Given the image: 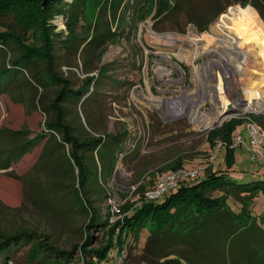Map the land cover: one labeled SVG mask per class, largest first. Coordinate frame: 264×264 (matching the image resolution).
<instances>
[{
  "label": "rangeland",
  "instance_id": "374dc122",
  "mask_svg": "<svg viewBox=\"0 0 264 264\" xmlns=\"http://www.w3.org/2000/svg\"><path fill=\"white\" fill-rule=\"evenodd\" d=\"M48 1L44 0L43 5L46 6ZM61 1L63 10L67 12L54 15L48 24L52 32L62 36L60 39L64 41L68 35V13L72 10L69 7L74 0ZM157 1L159 2L155 0L147 6L140 0H131V10L127 13L124 9L121 10L117 20L113 12L108 11L106 20L113 32L122 36L118 43L110 41L103 51L98 49L94 52V48H90L82 53V50L69 49L65 46L67 44L56 41L57 71L70 78L76 88L83 86L86 77H97L102 72L98 86L92 89L88 97H84L79 104H66L67 119L77 134L85 136L86 132L97 137H121L120 140L115 138L116 142L106 144L101 152L103 162L108 163L115 150L114 146L124 145L119 153L114 177L107 185L103 184L107 197H99L97 194L102 190V185H96L99 188L94 189L93 196L104 212H109L112 208L111 201L117 200L116 204L123 213L120 220H124L127 213L146 201V193L162 175L175 171L170 170V163L184 158L186 167L205 165L215 143L223 140L220 136L212 137L213 130L252 114L264 116V66L263 69L252 68L249 80L242 84L240 77L234 78L232 70L222 65L217 67V62L234 58L235 53L241 51V46H229L221 40L213 45L210 40L214 35L213 27L222 17L233 11H241L244 18L243 30L251 34V39L244 41V50L250 53L251 48V53L260 55L264 62V29L261 26L264 21L261 22L262 18L257 11L251 5L243 8L240 1L236 0H222L219 5L217 0H180L183 7L181 12L161 16L162 11L158 10ZM138 8H142L141 15L137 12ZM28 13L29 7L21 8L17 9V19L14 15L13 19L4 18L10 25L7 30L24 34L22 30L26 25L23 20ZM120 20H125V26ZM30 27L31 25L27 31ZM95 30V19L85 21L82 18L76 26V32L81 38ZM32 31L34 30L30 32ZM200 35L208 37L200 39ZM242 41L243 39H238L239 44ZM197 49L199 55L195 56L192 63H184L177 57L178 53H197ZM240 57L241 60L243 55ZM240 60H237L239 66ZM218 73L226 80L222 81L225 103L231 101L240 104L238 101H246V104L251 103L247 105L250 108L244 109L245 105L235 106L239 113L226 116L220 123L216 120L207 128H199L191 120L189 111L200 110L202 119L205 120L206 116L216 117V113L223 109V101L217 102L214 88L220 84ZM226 84L229 92L226 91ZM208 87L214 90L210 91ZM248 87L256 91V94L247 95L245 91L249 90ZM19 93L15 100L9 95L0 96V130L27 129L32 133L29 137L33 138L43 129L46 116L33 104V100H36L35 92L26 90ZM54 93L55 89L39 91V95L45 94L49 100L54 97ZM242 125L238 124L234 128L233 136L239 133ZM42 148L43 144L36 148L34 154L24 157L7 169H0V228L5 231L36 229L39 234L49 237V243L60 249L70 250L73 245L84 244L81 228L86 221L85 215L79 212L80 209L71 205L63 196L67 184L73 183L70 165L65 161L70 146L60 149L63 155L60 154V158L64 161L54 156L45 165L35 169L34 164ZM225 157L226 151L218 163L212 166L213 170L227 165ZM97 158L98 163L101 162L100 157ZM233 158L236 171L229 174L231 178L248 183L264 173V160H251L241 149L234 151ZM205 176L206 172H202L198 180ZM48 180L55 183L51 184ZM57 181L65 184L57 185L63 193L59 192L56 200L54 198L50 201L51 204H46L39 191L43 187L47 189L49 186H56ZM254 202L253 214L262 219L264 193L259 192ZM98 235L96 248L103 245L104 240L110 239L108 231ZM148 235L149 230L144 229L139 249L135 253L133 250L127 263L126 258L125 261L120 259L121 263H116L122 254L117 247L110 253V257L114 256V259L105 264H136V254L142 251ZM27 249L20 250L16 259L8 264H29ZM0 264L6 263L0 259Z\"/></svg>",
  "mask_w": 264,
  "mask_h": 264
},
{
  "label": "trees",
  "instance_id": "16d2710c",
  "mask_svg": "<svg viewBox=\"0 0 264 264\" xmlns=\"http://www.w3.org/2000/svg\"><path fill=\"white\" fill-rule=\"evenodd\" d=\"M43 1L0 0V96L9 95L15 100L19 92L33 91L36 94L33 104L46 116L43 129L33 138L29 137L32 133L27 129L0 130V169H7L34 154L42 144L41 154L34 164L35 169L54 156L64 161L60 158L63 156L60 149L70 146L65 161L70 165L73 183L67 184L63 193L57 185L65 184L57 181L54 187H43L39 195L48 204L62 192L71 205L80 209L79 212L86 217L81 228L85 242L65 250L49 243V237L39 234L36 229L5 231L0 228V259L8 264L16 259L20 250L28 248L29 264H105L114 259L110 253L119 247L122 254L116 263L120 259L125 261V258L127 263L133 250L135 253L139 249L143 230L148 229L147 241L142 251L136 254V264L264 263V215L259 219L252 210L257 194L264 193V173L248 183L231 178L229 174L236 171L233 158L235 150H226L227 165L224 168L213 170L211 166L205 178L182 183L158 201L144 200L131 214L127 213L124 220L111 222V210L104 212L93 196L94 189L99 188L96 185H102V190L97 194L99 197H107L104 185L114 177L119 153L124 145L114 146L115 150L108 163L103 162L101 152L106 144L116 142L121 137H97L86 132L85 136L77 134L67 119L66 108V104H79L84 97H88L92 89L98 86L102 72L97 77H86L83 86L76 88L70 78L57 71L56 41L67 44L65 46L69 49L82 50V53L90 48H94V52L98 49L103 51L110 41L120 42L122 35L113 32L105 16L108 11L113 12L117 20L121 10L124 9L125 13L131 10V0H74L69 7L72 10L68 13V35L64 41L60 39L62 36L52 32L48 24L54 15L67 12L63 10L62 1L49 0L46 6ZM154 1L140 0L147 6ZM238 1L243 8L251 5L261 16V22L264 21V0ZM157 3L158 10L162 11L161 16L179 13L183 8L180 0H159ZM217 3L219 5V0ZM26 7H29V15L23 20L26 25L22 30L24 34L8 31L10 25L4 18L13 19L14 15L17 19V9ZM141 9L137 10L139 15ZM82 18L85 21L95 19L97 28L85 34L84 38L76 32V26ZM29 25L31 27L27 31ZM122 25L125 26V20ZM261 26L264 29V22ZM32 29L34 31L31 33ZM49 89H55L54 97L50 100L45 94L39 95V91ZM250 117L264 129V116L252 114ZM244 123L243 118L228 122L213 130L211 135L220 136L231 143L234 128ZM97 157H100L101 162L98 163ZM185 167L184 158L170 163V170ZM107 231L109 241L104 240L103 245L96 248L98 234Z\"/></svg>",
  "mask_w": 264,
  "mask_h": 264
},
{
  "label": "bare ground",
  "instance_id": "6f19581e",
  "mask_svg": "<svg viewBox=\"0 0 264 264\" xmlns=\"http://www.w3.org/2000/svg\"><path fill=\"white\" fill-rule=\"evenodd\" d=\"M243 23H244L243 13L241 11L240 12L239 11H233V12H231L230 15L222 17L220 19V21L215 24V26L213 27V34L214 35H212L210 37L211 44H213V45H216L218 43V40H221L222 42L226 43L229 46L234 45L236 48H237V46H241V51H239V53H235L234 58H230L227 61L221 60V62H217V67L220 68L222 65L224 68H226L228 70H232L231 72H234V74H233L234 78L240 77L239 79H240L242 84L246 83V81L249 80V76H250V72L252 71V68L263 69V66H264V62L261 60L260 55L251 53V48H249L250 53H247L246 50H244V41L250 40L251 34L244 32V30H243L244 27L242 25ZM219 33H221L222 35H217ZM207 37H208V35H200L199 36L200 39H204ZM238 39H243V41L239 44ZM194 40L195 39H193V41ZM196 40H198V39H196ZM215 40H217V41H215ZM173 43H175V41ZM196 55H199L198 49H197V53H195L193 51H188L186 53H178L177 57L182 62L188 64V63H192L194 61V58ZM213 55H215V53H213ZM241 55H243V57L240 60ZM237 60L241 61L240 62L241 66H239L237 64ZM222 70H223V73H226V71L224 72V69H222ZM226 76H227V74H226ZM217 78L219 79L220 84H219V86L214 87L215 93H216V100H217V102L223 101V103L225 104V97H224L223 89H222L223 88L222 81L225 79L222 78L219 73L217 74ZM225 82H226V80H225ZM208 90L211 91V89H209V88H208ZM226 91L229 92L228 91V84H226ZM201 93L204 95L203 92H201ZM245 93L247 95L252 96V95L256 94V91H253L252 89L249 88V90L247 89L245 91ZM238 102H241V101H238ZM247 105H251V103L245 104L244 109H245V107H247ZM236 106L239 107L237 102H236ZM175 111H176V109L173 111V113ZM225 111H226V107H223V109L220 112L216 113V115H217L216 117L209 118L206 116L205 120L202 119V115L200 113V110H197L196 112L195 111H189V115L191 117V120L194 122V124H196L197 127L200 128L203 126V127L207 128L210 125V123H213L216 120H218L217 123L222 122L224 120L223 114L225 113ZM234 114H237V113H234Z\"/></svg>",
  "mask_w": 264,
  "mask_h": 264
},
{
  "label": "built area",
  "instance_id": "2783aa9c",
  "mask_svg": "<svg viewBox=\"0 0 264 264\" xmlns=\"http://www.w3.org/2000/svg\"><path fill=\"white\" fill-rule=\"evenodd\" d=\"M245 123L240 127L239 133L233 136L231 143L219 140L215 143L209 160L205 165L199 164L193 167H185L176 171H171L162 175L155 185L146 193L147 201H158L164 196L177 189L182 183L197 180L202 172L218 163L227 149L243 150L251 160H264V129L250 116H245ZM117 200L111 201V222L115 223L123 218L120 207L116 204ZM121 263V261H119Z\"/></svg>",
  "mask_w": 264,
  "mask_h": 264
},
{
  "label": "water",
  "instance_id": "95a60500",
  "mask_svg": "<svg viewBox=\"0 0 264 264\" xmlns=\"http://www.w3.org/2000/svg\"><path fill=\"white\" fill-rule=\"evenodd\" d=\"M243 103L240 102V104L238 103L239 107H243L247 102L246 101H242ZM222 103V102H221ZM226 105V106H225ZM236 104L234 102H229L227 101V103H223V107H226V111L223 114V117L225 118L226 116L230 115V114H234V113H238L239 110L236 109ZM236 109V110H235ZM238 111V112H237Z\"/></svg>",
  "mask_w": 264,
  "mask_h": 264
},
{
  "label": "flooded vegetation",
  "instance_id": "af4514ba",
  "mask_svg": "<svg viewBox=\"0 0 264 264\" xmlns=\"http://www.w3.org/2000/svg\"><path fill=\"white\" fill-rule=\"evenodd\" d=\"M211 79V78H210ZM209 89H211V91H213L214 90V88H211V87H208Z\"/></svg>",
  "mask_w": 264,
  "mask_h": 264
},
{
  "label": "crops",
  "instance_id": "0c3cea01",
  "mask_svg": "<svg viewBox=\"0 0 264 264\" xmlns=\"http://www.w3.org/2000/svg\"><path fill=\"white\" fill-rule=\"evenodd\" d=\"M219 1H222V0H219ZM236 1H238V0H236ZM259 264H264V263H259Z\"/></svg>",
  "mask_w": 264,
  "mask_h": 264
}]
</instances>
